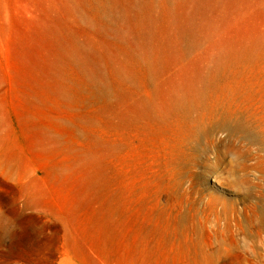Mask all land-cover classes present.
<instances>
[{
	"label": "rangeland",
	"instance_id": "rangeland-1",
	"mask_svg": "<svg viewBox=\"0 0 264 264\" xmlns=\"http://www.w3.org/2000/svg\"><path fill=\"white\" fill-rule=\"evenodd\" d=\"M199 1L0 0V264H264V0Z\"/></svg>",
	"mask_w": 264,
	"mask_h": 264
},
{
	"label": "bare ground",
	"instance_id": "bare-ground-1",
	"mask_svg": "<svg viewBox=\"0 0 264 264\" xmlns=\"http://www.w3.org/2000/svg\"><path fill=\"white\" fill-rule=\"evenodd\" d=\"M186 0H171V5L167 11L168 15H170L171 17L174 18V21L179 25V27L184 28V26H181L180 25V19H181V6L184 4ZM205 1H209V0H200L199 1V7L198 8H201V5H202V2H205ZM184 30V29H183ZM260 44H256L253 49H252V52H257L258 49H260ZM114 94V88L111 87V86H106L105 88H103L102 90V93H101V97L103 98H107L111 95ZM175 97V96H174ZM188 98V95H184V96H180V97H176V102H175V105H181V101L184 100V99H187Z\"/></svg>",
	"mask_w": 264,
	"mask_h": 264
}]
</instances>
